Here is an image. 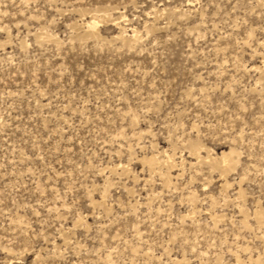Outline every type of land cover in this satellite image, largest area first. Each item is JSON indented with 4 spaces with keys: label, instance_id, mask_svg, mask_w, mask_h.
<instances>
[{
    "label": "rangeland",
    "instance_id": "obj_1",
    "mask_svg": "<svg viewBox=\"0 0 264 264\" xmlns=\"http://www.w3.org/2000/svg\"><path fill=\"white\" fill-rule=\"evenodd\" d=\"M0 264H264V0H0Z\"/></svg>",
    "mask_w": 264,
    "mask_h": 264
}]
</instances>
